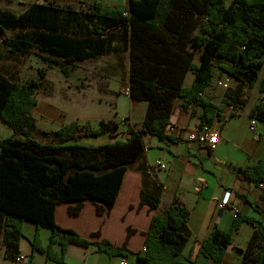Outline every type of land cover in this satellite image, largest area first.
<instances>
[{
	"label": "trees",
	"instance_id": "1",
	"mask_svg": "<svg viewBox=\"0 0 264 264\" xmlns=\"http://www.w3.org/2000/svg\"><path fill=\"white\" fill-rule=\"evenodd\" d=\"M8 30L16 31L6 37ZM0 36L9 50L29 55L35 49L47 66L68 77L78 61L128 48L127 94L131 100L146 102L145 115L137 127L129 123L127 129L118 131L110 120H102L96 127L73 121L54 131H43L31 112L37 105L34 96L39 88L47 85L51 93L45 70L38 71L37 79L21 84L0 73V121L12 129L11 135L0 137L3 258L15 259L20 253V225L31 220L36 228L50 230L46 247L35 232L30 240L32 249L64 263L69 244L87 246L90 241L56 223L57 204L92 199L110 210L127 164L140 158L147 147L143 136L174 140L167 127L175 99L183 109L192 107L191 114L198 116V129L211 125L222 115L204 96V90L216 75L224 74L236 81V86L226 88L223 103L233 111L245 105L244 89L254 86L264 66V0H127L121 6H102L99 1L77 5L34 1L19 13L0 8ZM188 72L193 75L191 84L183 86ZM258 90L262 101L250 107L249 116L264 123V73ZM33 132L46 140L36 139ZM104 134L108 137L104 143L80 142ZM241 173L243 179L256 185L264 182V155ZM139 200L150 209L160 204L159 194L143 190ZM79 209L80 205L68 211L76 214ZM187 219L188 211L175 197L153 214L144 250L135 254L133 264H175L189 238ZM243 221L251 222L254 230L238 264H264V227L239 212L227 231L216 226L211 230L200 244V252L219 264ZM93 235L99 237V231ZM55 242L60 245V254L52 250ZM96 248L110 256L127 258L131 253L125 245L112 246L107 239L100 240Z\"/></svg>",
	"mask_w": 264,
	"mask_h": 264
},
{
	"label": "crops",
	"instance_id": "2",
	"mask_svg": "<svg viewBox=\"0 0 264 264\" xmlns=\"http://www.w3.org/2000/svg\"><path fill=\"white\" fill-rule=\"evenodd\" d=\"M34 1L40 3L45 0H6L13 8H26ZM94 1H99L102 6H121L127 3V0H54L59 4L74 5ZM128 51V48L112 51L126 53L127 72ZM91 58L78 61L77 66ZM263 73L264 66L261 73H258L254 86L244 89L245 97L249 90L255 91V97H246L245 105L234 111L223 103V97L217 102L214 96L217 87H223L224 94L226 88L232 89L236 86V81L222 74L216 75L206 86L204 96L220 109L222 115L221 119L214 118L210 125V129L218 134L214 149L186 139L187 133L198 130V116L191 114V106L183 109L179 99H175L169 116L170 124L178 128L169 133L174 140L161 141L156 137L143 136L147 147L140 158L127 164L119 193L110 210L104 209L100 202L92 199L58 203L54 209L56 223L63 228L75 230L81 237L90 241L87 246L69 244L63 256L64 263L49 259L46 253L32 249L30 240L34 238L35 232L39 235L40 244L46 247L50 240V230L47 227L36 228L31 220H23L20 225L22 236L19 239V252L24 254L27 260L15 262L14 259L3 258L4 245L0 236V264H117L123 257L110 256L97 250L96 245L102 239H107L112 246L125 245L131 251L125 258L129 264H133L135 254L144 250L145 232L149 227L151 216L166 208L174 197L188 211L186 223L189 235L175 264L189 261L192 264H216L214 260L200 252V244L215 226L227 231L232 225L235 214L239 212V215L252 217L264 227V183L262 186L256 185L253 181L243 179L241 173L264 155V123L252 120L249 116L250 107L262 101L258 87ZM192 77V73L188 72L183 86L191 84ZM127 83L128 80L124 85L125 89ZM106 90L109 93L102 98L105 102L104 106L100 105L101 97L95 96L93 101L81 100L79 102L81 110L71 115H67L57 104L43 102L47 108L45 106L43 111L40 109L39 113L43 112L53 118L62 115L67 119L60 121V125L53 129L47 126L38 129L54 131L73 121L82 125L97 126L102 120H112L114 114L110 113L109 102L120 96L128 99L132 121L130 125L137 127L145 115L146 102L131 100L126 90H122V94L121 90L115 87L109 86ZM196 112L199 113V110ZM231 113L234 115L230 116ZM250 121H253V131L249 130ZM157 160H161L164 164L163 168L154 165ZM142 190L149 194H159L160 204L157 208L150 209L147 205H140L139 195ZM221 202L224 203L222 206ZM78 205H80L78 212L70 214L69 208ZM97 230L99 237L93 235ZM253 230L254 225L251 222L240 223L238 229L233 232L231 244L225 249L221 264H238L241 261L243 250L248 245ZM52 250L60 254V245L53 243Z\"/></svg>",
	"mask_w": 264,
	"mask_h": 264
},
{
	"label": "rangeland",
	"instance_id": "3",
	"mask_svg": "<svg viewBox=\"0 0 264 264\" xmlns=\"http://www.w3.org/2000/svg\"><path fill=\"white\" fill-rule=\"evenodd\" d=\"M0 8L6 9L7 11L19 13L21 9L25 8H13L6 0H0ZM16 30L5 31V36L9 37L13 35ZM35 49L29 55H20L17 52H13L5 46L0 36V73L10 82L23 83L27 80L38 78V71L45 70L46 78L51 82V93L52 96H47L49 88L47 85L39 88L35 93V99L37 102L31 112L34 116L35 123L38 128H44L45 126L53 129L60 125V121L66 120L64 116L50 117L43 112L39 113V110L43 111V102L57 104L60 108H63L67 115L75 113L77 110H81V100L83 102L95 100V96H99L100 105L105 104L102 98L108 95L109 86L115 87V89L126 90L124 85L129 78L126 76V53L109 52L102 56L91 58L86 62L81 63L77 66L70 76H64L56 67L47 66V62L39 58L35 54ZM264 60V57H263ZM262 71V70H261ZM259 71V74L261 73ZM223 87H217L215 98L217 102L221 101L223 94ZM251 91V92H250ZM113 92V91H111ZM115 93V91H114ZM116 95V93H115ZM255 97V91L249 90L246 94L248 98ZM245 97V99H246ZM109 110L111 114H114L113 121L117 125V130H124L129 127V123L132 124L130 117V106L128 99L120 96L118 99H114L109 102ZM80 107V108H79ZM47 108V106H46ZM105 109V107H102ZM244 113V112H243ZM242 113V114H243ZM109 121V120H108ZM95 126L96 125H91ZM115 127V126H114ZM12 134V129L7 124L0 121V137L5 138ZM36 139L45 141L46 138L41 133H34ZM108 140L106 134L96 137H88L80 139V142L87 145L101 144ZM146 144V143H145ZM147 146V144H146Z\"/></svg>",
	"mask_w": 264,
	"mask_h": 264
},
{
	"label": "built area",
	"instance_id": "4",
	"mask_svg": "<svg viewBox=\"0 0 264 264\" xmlns=\"http://www.w3.org/2000/svg\"><path fill=\"white\" fill-rule=\"evenodd\" d=\"M126 93H128L127 89H126ZM174 130H178V128L174 125H169L167 127V134H169L170 132L174 131ZM249 130L253 131L254 130V125H253V121H250V125H249ZM186 139L188 141H193V143L199 144L201 146H205L209 149H214L215 148V144L217 142L218 139V134L216 131H213L212 129H210V125H203L202 128H199L197 131H192L187 133L186 135ZM155 166H159L161 168L164 167V164L161 162V160H157L156 163H154ZM264 182H259L258 185L262 186ZM224 203L221 202V206ZM27 260V257L24 254L19 253L14 261L15 262H22ZM117 264H129L128 261L126 260L125 257L120 258ZM221 264V263H220Z\"/></svg>",
	"mask_w": 264,
	"mask_h": 264
}]
</instances>
